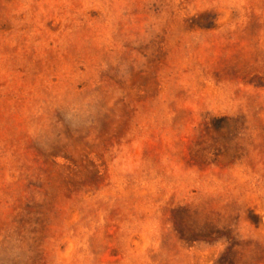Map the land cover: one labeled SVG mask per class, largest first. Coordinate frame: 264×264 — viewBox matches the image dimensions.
Masks as SVG:
<instances>
[{
  "label": "rangeland",
  "instance_id": "rangeland-1",
  "mask_svg": "<svg viewBox=\"0 0 264 264\" xmlns=\"http://www.w3.org/2000/svg\"><path fill=\"white\" fill-rule=\"evenodd\" d=\"M0 264H264V0H0Z\"/></svg>",
  "mask_w": 264,
  "mask_h": 264
}]
</instances>
